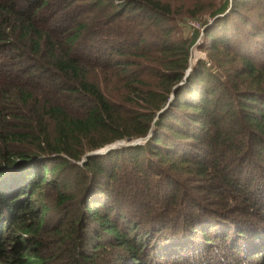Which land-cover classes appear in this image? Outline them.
<instances>
[{
	"label": "trees",
	"instance_id": "obj_1",
	"mask_svg": "<svg viewBox=\"0 0 264 264\" xmlns=\"http://www.w3.org/2000/svg\"><path fill=\"white\" fill-rule=\"evenodd\" d=\"M257 260L264 0H0V264Z\"/></svg>",
	"mask_w": 264,
	"mask_h": 264
},
{
	"label": "rangeland",
	"instance_id": "obj_2",
	"mask_svg": "<svg viewBox=\"0 0 264 264\" xmlns=\"http://www.w3.org/2000/svg\"><path fill=\"white\" fill-rule=\"evenodd\" d=\"M230 1H232V0H230ZM190 24H191V26H193L194 28H197V29L199 28V29H201V26H200V24H199V21L191 20V21H190ZM194 25H195V26H194ZM192 50H193V57H194V60H196V59H200V58L207 59V55H206V53H205L204 51H200L196 46H194ZM118 143H119V142H118ZM121 143L123 144V145H121V146H126V142H125V143H124V142H121ZM142 143H143V142H142ZM116 144H117V143H116ZM114 145H115V144H114ZM119 147H120V146H119ZM106 148H107V147H106ZM117 148H118V147H117ZM101 151H102V150H101ZM228 174H230V173H228ZM255 174L258 175L259 173L256 172ZM230 175H232V174H230ZM256 177H257V176H256ZM255 180H256V179H255ZM195 183H200V184H202V183L199 182V181H198V182H195ZM240 184H241V185H244V183L241 182V181H240ZM255 186H256V185H252V186H251V188H250V190H249L250 193H251V192H255V188H256ZM253 187H254V188H253ZM225 191H226V192H223V193H222V195L225 197L224 200H226V201H228V202H229V201H233L232 199H234V198H233L234 195H231V193H227L228 191H227L226 187H225ZM229 195H231V196H229ZM233 202H236V201L234 200ZM228 227L231 229V233H232V235L236 237V233L233 232L232 225H228ZM197 239H199V237H196L195 240H197ZM236 239H237V238H236ZM195 243L198 244V242H195ZM218 247H221V245H220V246L218 245ZM218 247H217V249H219ZM214 252H216L215 249H213V250H212V253H211L214 257H219V256H220V255L218 256V254H215ZM259 263H260V261L257 260V261H256L255 263H253V264H259Z\"/></svg>",
	"mask_w": 264,
	"mask_h": 264
},
{
	"label": "water",
	"instance_id": "obj_3",
	"mask_svg": "<svg viewBox=\"0 0 264 264\" xmlns=\"http://www.w3.org/2000/svg\"><path fill=\"white\" fill-rule=\"evenodd\" d=\"M142 142H145L144 139H139V140H134V141H126V146H136L141 144ZM125 143V142H124ZM123 145L121 142L115 144V145H110L107 148L103 149L102 151L96 152V153H92L94 155H99V154H105L108 151L112 150V149H116L117 147Z\"/></svg>",
	"mask_w": 264,
	"mask_h": 264
},
{
	"label": "built area",
	"instance_id": "obj_4",
	"mask_svg": "<svg viewBox=\"0 0 264 264\" xmlns=\"http://www.w3.org/2000/svg\"><path fill=\"white\" fill-rule=\"evenodd\" d=\"M195 26V25H194Z\"/></svg>",
	"mask_w": 264,
	"mask_h": 264
}]
</instances>
